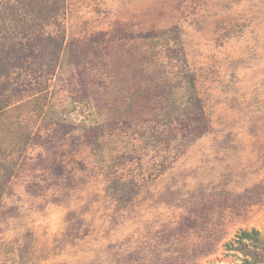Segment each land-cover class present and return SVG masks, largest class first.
<instances>
[{
    "label": "rangeland",
    "instance_id": "1",
    "mask_svg": "<svg viewBox=\"0 0 264 264\" xmlns=\"http://www.w3.org/2000/svg\"><path fill=\"white\" fill-rule=\"evenodd\" d=\"M11 116L0 264H256L264 0H0Z\"/></svg>",
    "mask_w": 264,
    "mask_h": 264
},
{
    "label": "trees",
    "instance_id": "2",
    "mask_svg": "<svg viewBox=\"0 0 264 264\" xmlns=\"http://www.w3.org/2000/svg\"><path fill=\"white\" fill-rule=\"evenodd\" d=\"M14 116L13 117L11 116L10 121L7 120L5 123L0 121L2 122L0 123V144L1 145H6L8 142H16V140L20 139L22 136L21 135L22 132L20 131V129L14 127V125L16 124V120ZM63 120H60V121H63ZM17 121L20 122L22 120L17 119ZM22 124L23 122L21 123V125ZM5 175L10 176L11 172L6 173ZM258 233L259 232L257 230H253L252 232L244 231L243 236H245L246 238L251 237L253 239V245L251 247L243 243L239 245V249H241V251L244 252L245 254L251 255V258H252L251 262L256 263V264L264 263V243L260 240Z\"/></svg>",
    "mask_w": 264,
    "mask_h": 264
}]
</instances>
